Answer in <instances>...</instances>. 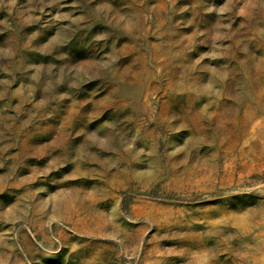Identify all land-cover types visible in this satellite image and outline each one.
Segmentation results:
<instances>
[{
  "label": "rangeland",
  "instance_id": "374dc122",
  "mask_svg": "<svg viewBox=\"0 0 264 264\" xmlns=\"http://www.w3.org/2000/svg\"><path fill=\"white\" fill-rule=\"evenodd\" d=\"M0 264H264V0H0Z\"/></svg>",
  "mask_w": 264,
  "mask_h": 264
}]
</instances>
